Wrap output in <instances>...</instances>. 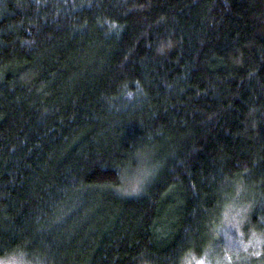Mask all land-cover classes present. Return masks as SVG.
<instances>
[{
	"label": "trees",
	"instance_id": "16d2710c",
	"mask_svg": "<svg viewBox=\"0 0 264 264\" xmlns=\"http://www.w3.org/2000/svg\"><path fill=\"white\" fill-rule=\"evenodd\" d=\"M236 191L264 237V0H0V257L179 264Z\"/></svg>",
	"mask_w": 264,
	"mask_h": 264
},
{
	"label": "rangeland",
	"instance_id": "374dc122",
	"mask_svg": "<svg viewBox=\"0 0 264 264\" xmlns=\"http://www.w3.org/2000/svg\"><path fill=\"white\" fill-rule=\"evenodd\" d=\"M244 194L236 191L225 201L219 223L211 230L202 252L187 254L179 264H264V237L247 223ZM0 264L34 263L22 257H0Z\"/></svg>",
	"mask_w": 264,
	"mask_h": 264
}]
</instances>
